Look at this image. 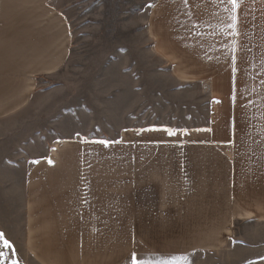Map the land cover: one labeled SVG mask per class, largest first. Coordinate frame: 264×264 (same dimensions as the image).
Listing matches in <instances>:
<instances>
[{"label": "crops", "instance_id": "crops-1", "mask_svg": "<svg viewBox=\"0 0 264 264\" xmlns=\"http://www.w3.org/2000/svg\"><path fill=\"white\" fill-rule=\"evenodd\" d=\"M165 6L151 31L154 55L176 82L227 84L229 100L214 101L209 126L178 129L186 135L122 129L102 139L86 137L67 114L68 94L51 85L69 52L61 2L0 0V196L22 190L27 252L42 264L209 254L243 224L251 234L238 239H264V0H242L235 38L221 34L222 5L174 0L168 14ZM46 131L58 135L37 155Z\"/></svg>", "mask_w": 264, "mask_h": 264}, {"label": "rangeland", "instance_id": "rangeland-1", "mask_svg": "<svg viewBox=\"0 0 264 264\" xmlns=\"http://www.w3.org/2000/svg\"><path fill=\"white\" fill-rule=\"evenodd\" d=\"M59 1L67 19L70 42L62 76L54 78L51 85L56 92L68 94L67 114L81 119L80 127L88 130L87 138L117 137L122 129L160 133L146 129L189 128L203 126V122L209 126L214 117L210 118V107L214 101L227 99L222 93L227 84L205 82L202 73L203 82H176L171 64L154 55L156 39L151 31H158V8L166 4L164 12L168 14L174 0ZM231 103L228 101V114L233 119ZM233 124L234 120L231 127ZM68 125L73 126L71 120ZM55 134L58 135L46 131L42 141L37 138V155L45 154L52 146L51 138ZM118 153H121L119 149ZM19 166L21 173L26 171L25 165ZM1 182L4 185L6 181ZM18 183L22 186V180ZM21 191L16 189L10 197L0 196V205L3 202L5 208L0 209V233L13 245L16 251L13 259L19 264H42L27 252ZM245 225L235 227V239L216 252L195 253L186 259L138 257L149 260L150 264H264V239H238L244 238L246 232L251 234V228ZM0 251L10 254L3 241Z\"/></svg>", "mask_w": 264, "mask_h": 264}, {"label": "snow or ice", "instance_id": "snow-or-ice-1", "mask_svg": "<svg viewBox=\"0 0 264 264\" xmlns=\"http://www.w3.org/2000/svg\"><path fill=\"white\" fill-rule=\"evenodd\" d=\"M212 3H216L223 6V11L226 13V22H222V25L220 27L221 34L224 36H232L237 37L239 35V32L237 31L238 26V15L237 11L241 6L242 0H210ZM184 3L187 4L188 0H184ZM151 7V5H149ZM193 27H196L195 24H193ZM232 53V61L233 64L236 62V47L233 46L230 49ZM233 71L235 72L236 69L233 68ZM219 103V101H217ZM147 131H160L165 133L168 137H174L177 136L178 131L183 132L185 135L187 134L186 129H174L171 127H162V128H153V129H146ZM140 131H145V129H141ZM210 131V129H209ZM99 144L104 145L105 147H108L112 141L107 140H99L96 141ZM32 163H38V161H32ZM49 163L51 164V160H49ZM0 241H3V246L5 249L9 250L10 254H6L4 251H0V264H4V262H10V264H19V261L16 259H13V257L16 255V251L11 243L7 239L4 238V234L0 233ZM186 259V257H184ZM130 264H150L149 260H146L144 258H139L137 256V253L133 251L131 253L130 257ZM167 264V262H165Z\"/></svg>", "mask_w": 264, "mask_h": 264}, {"label": "bare ground", "instance_id": "bare-ground-1", "mask_svg": "<svg viewBox=\"0 0 264 264\" xmlns=\"http://www.w3.org/2000/svg\"><path fill=\"white\" fill-rule=\"evenodd\" d=\"M118 164V163H117ZM101 248V247H100Z\"/></svg>", "mask_w": 264, "mask_h": 264}]
</instances>
